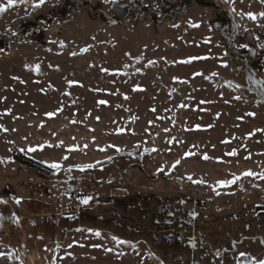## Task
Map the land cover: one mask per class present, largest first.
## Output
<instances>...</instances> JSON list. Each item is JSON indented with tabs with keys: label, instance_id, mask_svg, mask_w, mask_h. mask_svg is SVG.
Wrapping results in <instances>:
<instances>
[{
	"label": "rangeland",
	"instance_id": "rangeland-1",
	"mask_svg": "<svg viewBox=\"0 0 264 264\" xmlns=\"http://www.w3.org/2000/svg\"><path fill=\"white\" fill-rule=\"evenodd\" d=\"M259 13L261 0H18L6 7L0 264L264 259V179L241 175L264 173V99L251 82L264 86ZM17 153L61 167L44 175L16 162ZM87 164L94 166L75 167ZM234 175L235 183L217 184ZM115 190L176 197L205 220L211 245L175 241L155 255L144 241L118 244L107 232L74 231V219L63 216L85 195ZM43 204L49 213L39 210Z\"/></svg>",
	"mask_w": 264,
	"mask_h": 264
},
{
	"label": "trees",
	"instance_id": "trees-1",
	"mask_svg": "<svg viewBox=\"0 0 264 264\" xmlns=\"http://www.w3.org/2000/svg\"><path fill=\"white\" fill-rule=\"evenodd\" d=\"M13 159L44 175H50L54 171L49 165L24 154L17 153ZM87 197H91L87 204L81 203L74 208L65 207L62 212L63 216L74 219L72 228L74 231L107 232L129 243L137 244L144 241L155 255L164 248L167 251L172 250L175 241L180 242L183 247L193 249H197V245L202 249L211 245L208 236L205 238L203 233L208 229V226L205 228V223L203 225L205 220L202 221L200 214L191 212L190 208L186 210L181 201L174 196H164L147 190L134 192L115 190L109 192L107 196ZM258 209L262 211L264 206ZM39 210L45 214L50 211L45 204L41 205ZM224 250L222 248L218 255L225 253ZM158 257L163 264H171L165 257L161 255Z\"/></svg>",
	"mask_w": 264,
	"mask_h": 264
},
{
	"label": "snow or ice",
	"instance_id": "snow-or-ice-1",
	"mask_svg": "<svg viewBox=\"0 0 264 264\" xmlns=\"http://www.w3.org/2000/svg\"><path fill=\"white\" fill-rule=\"evenodd\" d=\"M17 2H18V0H7V5H5V4H2V3H0V13H2V12H4L5 10H6V7H12V6H14L15 4H17ZM19 2H23V0H19ZM261 2L262 3H264V0H261ZM44 3V0H39V4H43ZM36 6H38V5H36ZM256 15L257 14H254V13H251V12H249V13H247V16L250 18V19H255L256 18ZM258 15H260V16H264V13H259ZM61 46H63V43L61 42ZM88 49L87 48H83V49H81V52H85V51H87ZM76 53H72V55H75ZM137 59H139V57L137 58ZM192 59H196V58H192ZM185 63L186 62H188V61H184ZM149 63H153V61H149ZM34 70H36L37 72L39 71V65H35L34 66ZM104 71H108L107 69H104ZM213 75H216V73H213ZM68 83L69 84H73V83H76L75 81H68ZM100 103H105V101H100ZM47 115L48 116H53V115H55V113H47ZM197 127H199L198 125H197ZM167 131V130H166ZM257 131H260L259 129L257 130ZM249 135H251V134H249ZM41 147H43V146H41ZM30 151H35L36 149L35 148H31V149H29ZM185 155L186 156H190V155H192V153H190V152H188V153H185ZM228 155H236V151L235 150H233L232 152H230V153H228ZM67 157H65V159H66ZM204 159H208L209 157L207 156V155H204V157H203ZM109 159H111V158H109ZM179 163V160H177L176 162H175V164H178ZM94 165H92V164H87V165H76L75 167H78L80 170H83V169H85V168H91V167H93ZM50 167L51 168H53V169H58V168H60L61 167V165L59 164V163H56V162H53L51 165H50ZM241 175H246V176H257V175H259L260 176V178H262V179H264V173H255V172H252L251 170H248V171H246V172H244V173H242ZM188 179L189 180H191L192 179V177L191 176H189L188 177ZM237 179H239V176H233V179H231V180H220V181H217V184L218 185H222V186H226V185H230V184H233V183H235V181L237 180ZM199 183H203L204 181H198ZM217 194H219V193H217ZM91 199V197H84L82 200H81V203H83V204H87L88 203V201ZM0 202H2V201H0ZM16 202L17 203H19V199H17L16 200ZM193 215H195V213H193ZM89 231H91V230H89ZM96 235L97 236H99L100 235V233L99 232H96ZM112 239L114 240V241H116V243H118V244H122V243H127V241H123V240H119L117 237H112ZM4 255V253H0V256H3ZM241 256H244L245 254L244 253H241L240 254ZM244 264H264V259H261V260H256L255 258H252L250 261H245L244 262Z\"/></svg>",
	"mask_w": 264,
	"mask_h": 264
},
{
	"label": "water",
	"instance_id": "water-1",
	"mask_svg": "<svg viewBox=\"0 0 264 264\" xmlns=\"http://www.w3.org/2000/svg\"><path fill=\"white\" fill-rule=\"evenodd\" d=\"M145 66L147 68H153L154 64L147 62ZM251 82H253V84L255 85V88L253 90L256 92V94L264 99V86L259 84V82L255 78H252Z\"/></svg>",
	"mask_w": 264,
	"mask_h": 264
},
{
	"label": "built area",
	"instance_id": "built-area-1",
	"mask_svg": "<svg viewBox=\"0 0 264 264\" xmlns=\"http://www.w3.org/2000/svg\"><path fill=\"white\" fill-rule=\"evenodd\" d=\"M77 200V194L75 192H73L71 195H70V203L71 204H74Z\"/></svg>",
	"mask_w": 264,
	"mask_h": 264
}]
</instances>
